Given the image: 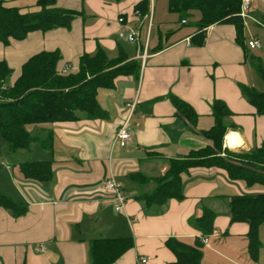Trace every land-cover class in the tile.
<instances>
[{
  "label": "crops",
  "instance_id": "crops-1",
  "mask_svg": "<svg viewBox=\"0 0 264 264\" xmlns=\"http://www.w3.org/2000/svg\"><path fill=\"white\" fill-rule=\"evenodd\" d=\"M36 1L4 3L24 12L35 10ZM138 1L55 0L57 6L78 12L69 29L32 31L23 40L6 46L0 43V60L11 68L9 84L20 74L22 63L42 50H58V68L68 70L76 68L81 54H93L98 46L109 58L121 54L126 61L140 62L137 80L118 76L113 88L98 89L96 100L107 114L105 119L50 124L52 152L34 148L53 162L50 180L23 179L15 163L0 172V193L27 205L21 215L0 206V264H90L89 241L97 237L132 238L133 246L112 264H140V257H149L142 264H166L175 259L164 245L166 238L192 244L197 236L207 237L201 248L202 264H264V224L258 230V257L252 259L247 251L248 224L230 222L228 213L230 197L264 192V185L248 186L243 180H229L218 167L197 166L180 175L181 199L146 204L138 196L150 192L155 183L139 184L129 177L135 172L150 178L162 176L168 159H183L190 150L209 145L201 131L212 125L213 99L225 103L236 125L226 130L223 148L249 150L264 142V115L256 112L239 88L243 84L264 89L249 63V56L255 55L264 65V43L259 41L264 39L260 24L264 0L249 4L247 14L255 22L243 20V46L236 42L231 24L208 26L202 45H193L194 28L188 29V21L180 23L177 13L168 11V0H148L143 15L133 9ZM197 18L194 13L193 21ZM130 29L139 31L138 44L118 36ZM252 38L259 42L258 50L247 47ZM159 44L162 47L156 49ZM169 94L195 112L193 129L176 114ZM125 121L130 138L120 147L115 134ZM230 133L238 141L234 147L226 142ZM6 157L1 151V162ZM20 158L16 157L18 163L23 161ZM109 176L126 194L120 212L114 210L103 188ZM206 211L214 217L197 226Z\"/></svg>",
  "mask_w": 264,
  "mask_h": 264
},
{
  "label": "trees",
  "instance_id": "trees-1",
  "mask_svg": "<svg viewBox=\"0 0 264 264\" xmlns=\"http://www.w3.org/2000/svg\"><path fill=\"white\" fill-rule=\"evenodd\" d=\"M116 2L121 0H115ZM241 0H168L167 9L177 13L178 21H187L191 13L198 18L188 23L194 28L190 36L193 45L200 46L205 37V29L212 24H231L235 28L236 42L243 46V19L240 11ZM148 0H139L134 11L141 15L147 11ZM78 12L56 5L55 0H37L36 9L20 11L6 6L0 0V43L23 40L28 33H45L56 28L69 29ZM184 22V23H185ZM260 24L264 26V15ZM162 47L159 44L156 49ZM61 58L58 50H42L29 56L21 65L20 74L11 84L6 78L11 74L7 62L0 60V137L10 153L29 149L31 144L51 153L53 131L50 124L83 119H105L107 114L96 100L98 89L113 88L118 76H132L138 79L140 62L126 61L121 54L109 58L101 47L93 54L83 53L78 58L74 70L62 73L58 68ZM249 63L264 84V65L260 57L249 56ZM241 95L256 112L264 115V89L257 90L250 85H239ZM177 115L194 127L197 115L192 108L173 95H168ZM212 125L201 134L210 144L198 150H190L183 159H168L167 170L162 176L146 177L139 172L129 177L139 184L153 181V189L138 196L146 204H162L168 199H181V174L192 167H218L223 169L229 180H243L246 185H264V142L249 150L231 151L223 148V138L228 128L236 129L230 121L231 112L220 99L210 104ZM224 150L228 157L219 155ZM17 170L23 179L47 182L54 171L53 162L48 159H27L17 163ZM0 206L14 215L27 210L24 202H15L0 193ZM230 222L248 224L247 251L252 259H257L260 249L259 226L264 224V192L245 193L229 198ZM213 214L204 212L198 218L197 226L209 223ZM208 227V225H207ZM211 227L204 233L211 231ZM164 245L175 259L166 264H202L201 248L203 239L195 237L192 244H186L175 237H168ZM133 246L131 237H97L89 241L90 264H112L127 249Z\"/></svg>",
  "mask_w": 264,
  "mask_h": 264
},
{
  "label": "built area",
  "instance_id": "built-area-1",
  "mask_svg": "<svg viewBox=\"0 0 264 264\" xmlns=\"http://www.w3.org/2000/svg\"><path fill=\"white\" fill-rule=\"evenodd\" d=\"M251 0H241V5H240V11L239 14L243 20L245 19H251L252 21L255 22L254 19H252L248 14L247 10L249 7ZM120 22H122V18L119 19ZM185 20H182V23H184ZM118 36L120 38L125 39L127 42L130 43H139V31L137 29H130L127 32H119ZM247 47L250 49H259L260 44L259 42L252 38L247 40ZM145 55V52L143 51V56ZM68 68H62L61 72L65 73L67 72ZM134 105V102H132L129 106L131 107L130 110L132 109ZM116 140L119 144L120 147H124L126 145L127 140L130 138V132L128 128V123L125 121L116 131ZM221 156L223 154H220ZM103 188L104 190L110 194V199L113 205V208L116 212H120L123 209V206L126 201V194L123 191L122 186L112 177L109 176V178H106L103 182ZM207 242V237L203 238V243ZM149 260V257H140L139 258V263H145L146 261Z\"/></svg>",
  "mask_w": 264,
  "mask_h": 264
},
{
  "label": "rangeland",
  "instance_id": "rangeland-1",
  "mask_svg": "<svg viewBox=\"0 0 264 264\" xmlns=\"http://www.w3.org/2000/svg\"><path fill=\"white\" fill-rule=\"evenodd\" d=\"M193 19H194V12H192L191 13V16H189L187 18L188 23L193 22ZM187 26H188L187 27L188 29H192V26L190 24L187 25ZM259 41H260V43H262V42L264 43V39L263 38H260ZM10 76H8L6 78V81H5L6 84H9V82H10ZM260 86H262V85H260ZM34 148H38L39 149L38 144L33 143V144H31V146H30L29 149L20 150V151H17L16 153H10L6 149V145L4 143V140L0 137V152L3 151L4 154H5V156H9L8 158L6 157L5 160H3L2 162H1L2 159L0 158V162L3 164V167L1 166L2 164H0V172H3V170H5V167H6L5 165L12 166L13 163L17 164L18 163V160H16V157H19V158H20V156L23 157L22 158L23 161L26 160V159H28V160L29 159H44V156L38 155L36 153V151L34 150ZM229 150L234 151V152L235 151H239L237 149H229ZM220 154H223L222 157H228L227 154H226V152H224V150L220 151ZM45 157H46V155H45ZM14 158H15V160H14ZM262 232H263V234H262V241L264 242V231H262Z\"/></svg>",
  "mask_w": 264,
  "mask_h": 264
},
{
  "label": "bare ground",
  "instance_id": "bare-ground-1",
  "mask_svg": "<svg viewBox=\"0 0 264 264\" xmlns=\"http://www.w3.org/2000/svg\"><path fill=\"white\" fill-rule=\"evenodd\" d=\"M235 136H236V135L230 133V134H228L227 137H226V142L228 143V145H229L230 147H234L235 144H238V141H236Z\"/></svg>",
  "mask_w": 264,
  "mask_h": 264
}]
</instances>
